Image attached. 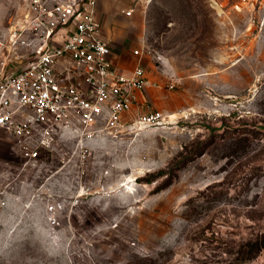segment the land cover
<instances>
[{"label":"rangeland","instance_id":"1","mask_svg":"<svg viewBox=\"0 0 264 264\" xmlns=\"http://www.w3.org/2000/svg\"><path fill=\"white\" fill-rule=\"evenodd\" d=\"M24 7L0 0V77L26 63L9 44ZM98 11L115 65L150 81L127 121L164 119L57 137L34 165L0 129V264H264V11L243 0H98Z\"/></svg>","mask_w":264,"mask_h":264},{"label":"built area","instance_id":"2","mask_svg":"<svg viewBox=\"0 0 264 264\" xmlns=\"http://www.w3.org/2000/svg\"><path fill=\"white\" fill-rule=\"evenodd\" d=\"M24 3L9 44L14 51H24L19 62L26 63L0 77V129L17 142L26 165L36 164L41 148L57 137L68 141L95 134L116 136L126 128L164 119L160 111L148 110L127 121L150 81L141 66L126 74L115 65L98 0ZM243 3L253 13L264 11V0ZM7 178L0 168V213L9 203L2 185ZM63 207L47 205L53 224Z\"/></svg>","mask_w":264,"mask_h":264}]
</instances>
